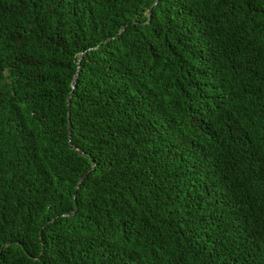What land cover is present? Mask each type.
Listing matches in <instances>:
<instances>
[{
	"label": "trees",
	"instance_id": "obj_1",
	"mask_svg": "<svg viewBox=\"0 0 264 264\" xmlns=\"http://www.w3.org/2000/svg\"><path fill=\"white\" fill-rule=\"evenodd\" d=\"M0 264H264V0H0Z\"/></svg>",
	"mask_w": 264,
	"mask_h": 264
},
{
	"label": "water",
	"instance_id": "obj_2",
	"mask_svg": "<svg viewBox=\"0 0 264 264\" xmlns=\"http://www.w3.org/2000/svg\"><path fill=\"white\" fill-rule=\"evenodd\" d=\"M67 105H68V118L70 116V96L68 97L67 99ZM68 131H69V134L68 136L70 137L71 136V124H70V120H68ZM93 169V168H92ZM89 172L85 173L81 178L80 180H82ZM76 211V208L73 210L72 213H74ZM5 247V245L3 246Z\"/></svg>",
	"mask_w": 264,
	"mask_h": 264
}]
</instances>
